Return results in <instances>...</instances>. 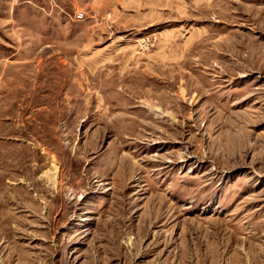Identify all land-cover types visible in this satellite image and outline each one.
I'll use <instances>...</instances> for the list:
<instances>
[{
  "label": "rangeland",
  "instance_id": "obj_1",
  "mask_svg": "<svg viewBox=\"0 0 264 264\" xmlns=\"http://www.w3.org/2000/svg\"><path fill=\"white\" fill-rule=\"evenodd\" d=\"M0 264H264V0H0Z\"/></svg>",
  "mask_w": 264,
  "mask_h": 264
}]
</instances>
